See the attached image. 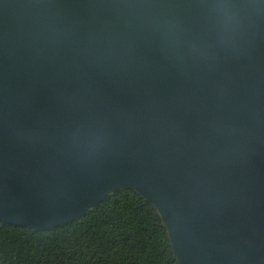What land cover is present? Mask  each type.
<instances>
[{"label":"water","instance_id":"95a60500","mask_svg":"<svg viewBox=\"0 0 264 264\" xmlns=\"http://www.w3.org/2000/svg\"><path fill=\"white\" fill-rule=\"evenodd\" d=\"M124 188L181 264H264V0H0V221Z\"/></svg>","mask_w":264,"mask_h":264},{"label":"trees","instance_id":"16d2710c","mask_svg":"<svg viewBox=\"0 0 264 264\" xmlns=\"http://www.w3.org/2000/svg\"><path fill=\"white\" fill-rule=\"evenodd\" d=\"M0 263L181 264L156 205L126 188L58 227L35 230L0 221Z\"/></svg>","mask_w":264,"mask_h":264}]
</instances>
